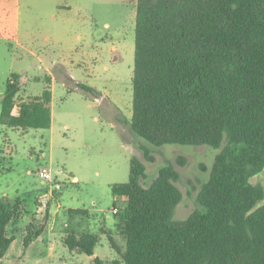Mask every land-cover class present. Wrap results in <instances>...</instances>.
Segmentation results:
<instances>
[{"label": "trees", "instance_id": "1", "mask_svg": "<svg viewBox=\"0 0 264 264\" xmlns=\"http://www.w3.org/2000/svg\"><path fill=\"white\" fill-rule=\"evenodd\" d=\"M19 92L13 75L1 98L0 124L49 129V88L16 103ZM132 93L130 130L145 142L139 150L147 162L149 147L167 144L222 150L197 196L202 211L180 222L171 221L182 199L174 166L143 187L145 167L131 159L128 181L111 186L112 196L125 202L113 214L123 250L108 237L121 264H264V188L249 182L264 170V0H136ZM34 206L38 219L24 227L23 248L49 226V194L37 196ZM22 211L18 197L0 199V257ZM69 213L88 216L84 209ZM101 231L107 234L103 225ZM98 242L69 232L63 246L93 256ZM94 264L102 263L96 258Z\"/></svg>", "mask_w": 264, "mask_h": 264}, {"label": "rangeland", "instance_id": "2", "mask_svg": "<svg viewBox=\"0 0 264 264\" xmlns=\"http://www.w3.org/2000/svg\"><path fill=\"white\" fill-rule=\"evenodd\" d=\"M10 3L18 41L0 37V102L13 75L20 87L16 103L48 87L51 126L24 132L0 124V199L18 197L23 207L20 222L8 228L14 238L0 264H94L96 258L102 264H121L108 237L123 250L112 210L120 211L125 202L112 196L111 186L128 181L131 159L145 167L143 187L160 169L174 166L179 174L174 185L182 199L171 221L180 222L202 211L197 196L222 146L167 144L149 147L152 161L144 159L139 144L145 142L130 130L136 0ZM177 158L184 159L182 166ZM42 167L50 169V183L37 176ZM249 182L264 188V170ZM45 192L50 196L51 230L23 248L24 227L38 219L34 200ZM77 209L88 216L69 213ZM102 225L107 234H102ZM69 232L96 236L93 256L69 253L63 246Z\"/></svg>", "mask_w": 264, "mask_h": 264}, {"label": "crops", "instance_id": "3", "mask_svg": "<svg viewBox=\"0 0 264 264\" xmlns=\"http://www.w3.org/2000/svg\"><path fill=\"white\" fill-rule=\"evenodd\" d=\"M11 0H0V37L17 40L18 25L15 24V15L11 9ZM72 181H76L73 177ZM52 222H49L48 230Z\"/></svg>", "mask_w": 264, "mask_h": 264}, {"label": "built area", "instance_id": "4", "mask_svg": "<svg viewBox=\"0 0 264 264\" xmlns=\"http://www.w3.org/2000/svg\"><path fill=\"white\" fill-rule=\"evenodd\" d=\"M37 176L43 181H46L48 183L51 182V171L47 167L39 168L37 171ZM54 188L59 189V185H54ZM116 213H117V209L113 208L112 214H116Z\"/></svg>", "mask_w": 264, "mask_h": 264}]
</instances>
